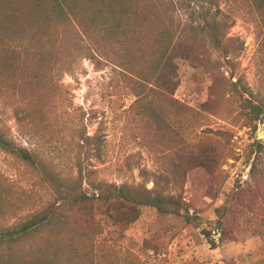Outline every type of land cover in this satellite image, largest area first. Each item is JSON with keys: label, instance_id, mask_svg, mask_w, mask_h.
I'll list each match as a JSON object with an SVG mask.
<instances>
[{"label": "rangeland", "instance_id": "rangeland-1", "mask_svg": "<svg viewBox=\"0 0 264 264\" xmlns=\"http://www.w3.org/2000/svg\"><path fill=\"white\" fill-rule=\"evenodd\" d=\"M67 1L73 13L63 0L61 6L57 0H0V10L10 7L14 20L0 16L1 124L17 146L39 154L57 176L51 180L0 149V227L46 208L57 188L77 183L80 168L96 170V180L157 188L182 198L198 219L188 223L181 215L141 207L128 226L101 219L87 240L70 239L65 225L44 226L18 245H0V264H264V203L235 210L240 214L222 241L215 214L228 194L253 186L249 146L259 130L264 134V117L256 129L246 124L240 101L228 100L229 93L215 113L205 112L212 78L187 61L175 60L179 86L173 98L188 106L189 115L160 99L156 90L144 89L126 67L151 74L162 33L172 22L174 28L187 24L188 11H178V0ZM135 11L139 16L133 19ZM76 16L86 20L107 57L89 55L87 48L95 47ZM123 16L140 25L142 34L110 37L99 31L109 25L105 20ZM228 36L241 49L236 56L220 57L223 76L253 99L264 100V34L237 18ZM59 57L69 65H57ZM140 90L146 94L138 99ZM153 109L163 111L162 119L149 115ZM178 138L184 147L210 142L224 151L214 179L174 177ZM258 141L264 143V136ZM204 231L214 234L216 247Z\"/></svg>", "mask_w": 264, "mask_h": 264}, {"label": "trees", "instance_id": "trees-1", "mask_svg": "<svg viewBox=\"0 0 264 264\" xmlns=\"http://www.w3.org/2000/svg\"><path fill=\"white\" fill-rule=\"evenodd\" d=\"M57 1L61 6L60 0ZM63 1L67 5V9L73 13L74 6L67 0ZM176 3L178 11L179 9L184 12L188 11V23L182 26L178 24L177 28H174V22H172L170 27L165 28L162 33L163 43L157 53L154 71L147 75L141 67L135 68V72H133L135 66L127 65L126 67L133 74L135 73L136 80L141 83L144 89L150 87V89L156 90L160 99L166 103L169 102L168 104L184 111L187 115L192 113L188 112V106L178 104L173 98L179 86V67L175 60L187 61L193 67L202 68L211 76L213 84L210 87L209 99L206 104L202 105V109L205 112L215 113L221 107L225 95L229 93L231 99L228 100L240 101V105L246 113L245 123L256 129V121L264 117V100L253 99L247 89L240 91L237 82L226 79L222 74L223 63L220 57L236 56L240 52L239 42L228 36L237 18L248 24H254L264 34V0H188L187 4L178 0ZM1 9L0 16L4 15V18L12 23L14 21L13 10L10 7ZM131 15H133V19L139 16L136 11ZM122 18L120 21L108 22L105 20L104 23L109 25L99 31L106 30L110 37L130 34L132 38L142 34L143 31L140 29L143 28L136 24L131 17L123 16ZM76 20L84 34L92 39L91 44L95 47L94 49L87 48L89 55L93 57V53H98L100 57H107L103 46L95 41L96 38H92L93 32L84 22L85 19L82 22L76 16ZM73 29L78 31L76 26H73ZM77 48L86 49L80 45H77ZM55 63L61 67L69 65L68 60L60 57ZM219 78L223 81L219 82ZM245 93L249 97L245 96ZM135 94L139 99L146 93L145 90H140ZM147 112L151 116L155 115L162 119L163 111L159 114L155 109ZM178 123L180 126L188 127V123L182 122L180 119H178ZM176 143L174 155L176 160L172 164L173 175L176 179L184 182L188 174H192L196 178L203 177L209 181L215 178L222 158H224V151L218 145H212L210 142L197 144L188 142V146L184 147L185 142L180 138ZM0 149L17 157L25 165L41 171L45 177L51 180L57 179L54 173L47 170L45 160L39 154L17 146L8 137L1 124V118ZM251 159L250 175L253 186L233 191L227 195L224 204L215 208V214L218 216L216 228L221 231L220 241L227 237L235 215L240 214L235 210H239L241 207L244 212V208L252 209L258 202L264 203L263 142L256 140L250 144L249 160ZM95 173L94 169L80 168L76 178L77 183L71 186L67 185L65 188H57L54 199L46 208L37 211L23 221L1 226L0 245H18L25 241L32 232H37L49 225L59 226L61 229L65 225L64 227L69 229L67 233L70 239L84 238L82 240H87L85 237H89L96 229H99L101 219L117 225L128 226L139 218L141 207L153 208L162 213L181 215L188 223L198 219L195 210L191 212L192 205L182 198L164 193L157 188L148 189L145 186L118 185L115 182L96 180ZM83 182L87 184L86 188L82 187ZM203 233L209 245L216 247L217 241L214 234L211 231ZM228 264L235 263L229 262Z\"/></svg>", "mask_w": 264, "mask_h": 264}, {"label": "water", "instance_id": "water-1", "mask_svg": "<svg viewBox=\"0 0 264 264\" xmlns=\"http://www.w3.org/2000/svg\"><path fill=\"white\" fill-rule=\"evenodd\" d=\"M263 136H264V134L262 132H260V130H259L257 133V139L260 140L263 138Z\"/></svg>", "mask_w": 264, "mask_h": 264}]
</instances>
